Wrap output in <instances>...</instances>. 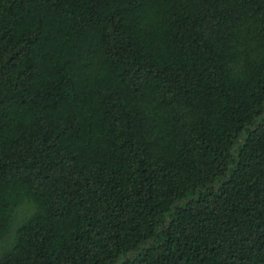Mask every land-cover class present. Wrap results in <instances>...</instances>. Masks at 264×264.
Returning <instances> with one entry per match:
<instances>
[{
  "label": "trees",
  "instance_id": "16d2710c",
  "mask_svg": "<svg viewBox=\"0 0 264 264\" xmlns=\"http://www.w3.org/2000/svg\"><path fill=\"white\" fill-rule=\"evenodd\" d=\"M10 231L0 264H264V0H0Z\"/></svg>",
  "mask_w": 264,
  "mask_h": 264
},
{
  "label": "rangeland",
  "instance_id": "374dc122",
  "mask_svg": "<svg viewBox=\"0 0 264 264\" xmlns=\"http://www.w3.org/2000/svg\"><path fill=\"white\" fill-rule=\"evenodd\" d=\"M33 210L34 209H33V207L31 205H28V204L22 205L15 212V216H14L15 221H20V220L24 219L27 215L31 214L33 212ZM14 226H15V222H13V227ZM11 231H10V233L7 234V236L3 237L0 240V253L8 245V243L10 242Z\"/></svg>",
  "mask_w": 264,
  "mask_h": 264
}]
</instances>
